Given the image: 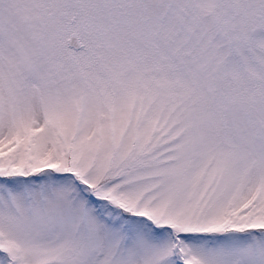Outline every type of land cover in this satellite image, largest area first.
<instances>
[{"label": "snow or ice", "instance_id": "snow-or-ice-1", "mask_svg": "<svg viewBox=\"0 0 264 264\" xmlns=\"http://www.w3.org/2000/svg\"><path fill=\"white\" fill-rule=\"evenodd\" d=\"M0 264H264V0H0Z\"/></svg>", "mask_w": 264, "mask_h": 264}]
</instances>
